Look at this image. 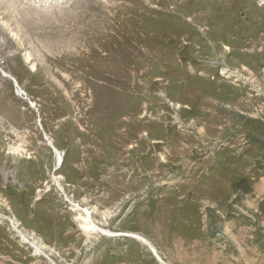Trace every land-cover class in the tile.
<instances>
[{"label":"rangeland","instance_id":"374dc122","mask_svg":"<svg viewBox=\"0 0 264 264\" xmlns=\"http://www.w3.org/2000/svg\"><path fill=\"white\" fill-rule=\"evenodd\" d=\"M53 1L0 0V264H264V0Z\"/></svg>","mask_w":264,"mask_h":264},{"label":"bare ground","instance_id":"6f19581e","mask_svg":"<svg viewBox=\"0 0 264 264\" xmlns=\"http://www.w3.org/2000/svg\"><path fill=\"white\" fill-rule=\"evenodd\" d=\"M47 1V0H46ZM52 1V0H51ZM55 1V0H54ZM53 1V2H54ZM27 2H29V1H27ZM31 2V1H30ZM37 2H39V1H37ZM34 5V4H33ZM57 5V4H56ZM51 6V5H50ZM52 6H54L55 7V5H52ZM26 7V6H25ZM30 7V6H29ZM41 7V6H40ZM46 9H48V11H49V8H46ZM51 9V8H50ZM72 9V8H71ZM44 10V9H43ZM38 11V10H37ZM72 11H74V10H71V12L70 13H72ZM38 13V12H37ZM114 13V12H113ZM38 19V18H37ZM17 34V33H16ZM200 39V38H199ZM196 42V41H195ZM170 48V47H169ZM25 59L26 60H28L29 59V56L27 55V56H25ZM25 60V61H26ZM33 66V65H32ZM32 66H31V68H32ZM34 69V67L32 68V70ZM223 70H225V69H223ZM4 76V75H3ZM64 88V87H63ZM32 104V103H31ZM42 125V124H41ZM42 127V126H41ZM44 136V139H45V137H46V139H45V141H46V143H47V145H49L51 148H52V150L54 151V153H55V157H56V161L58 162V164H62V162H63V156H62V153L55 147V145L53 144V142H52V140H50V138L46 135V134H43ZM56 168H58V165H57V167ZM60 177V176H59ZM56 183V182H55ZM57 183H58V185L60 186V183H59V180H57ZM61 187V186H60ZM76 209H80V210H82V216H81V219L84 221V223L83 224H81V226L83 227V229L84 230H91V231H97V232H99V233H102L103 235H106V236H115V235H123V236H128V237H131V238H134V239H137V240H139V241H141V242H143V243H145L147 246H148V248H149V250L151 251V253L154 255V256H156L157 257V259H159L158 258V256H157V254H156V250L154 249V247H152L151 245H150V243L144 238V239H142L143 237H139V235H136L135 233H122V232H119V233H114V232H112V231H110V230H108V229H105V228H102V227H100V226H98V225H96L93 221H92V219H91V215H90V211H88L87 209H82V208H80L77 204H76V206H74ZM78 218H80V217H78ZM18 231V230H17ZM19 232V231H18ZM21 235V237H22V239H26L25 238V236L23 235V234H20ZM37 244V243H36ZM34 245L33 243H32V245H34V252L36 253V254H42V255H44L45 257H47L48 258V255H46V254H44L45 252H43L44 250H43V248L41 247V246H39V245ZM50 258V257H49ZM160 260V259H159ZM51 261V260H50ZM51 264H55V262L54 261H51Z\"/></svg>","mask_w":264,"mask_h":264},{"label":"crops","instance_id":"0c3cea01","mask_svg":"<svg viewBox=\"0 0 264 264\" xmlns=\"http://www.w3.org/2000/svg\"><path fill=\"white\" fill-rule=\"evenodd\" d=\"M197 100H192V102H191V105L194 103V102H196ZM186 102V101H185ZM193 106V105H192ZM203 106V103H202V101L201 100H199L198 101V108L197 109H195L196 110V112H195V114H199L198 112L200 111V113H202L203 114V110L201 109V107ZM206 109V108H205ZM206 111V110H205ZM211 112H213V111H211ZM212 115V114H211ZM206 118L204 115H202V118ZM203 123H204V121H202ZM201 129L203 130L204 129V126H201ZM205 131V130H204ZM169 133V132H168ZM170 134V133H169ZM168 134V135H169ZM168 135L167 136H164L163 137V139H165L166 140V142H168V146H170V147H173L174 146V144L179 148L180 147V145H179V142L180 141H182V143H185L184 142V140H183V138H182V136H181V133L180 132H175V133H171L170 134V137L168 138ZM158 142H160V143H163L164 141L163 140H158ZM190 144L191 143H185V144H183V149H187V152H189V154H190ZM181 149V148H180ZM174 157V156H173ZM174 158H176V157H174ZM167 159H169L168 157H167ZM236 161V160H235ZM217 170H219V168H215L213 171H216L217 172ZM213 171H210V174L212 173V174H215ZM217 179V177H215L214 178V181ZM259 184H261V182H259ZM176 232V231H175ZM172 233H174V232H172ZM176 234V233H175ZM169 235L172 237V235H171V233H169ZM176 235H178V234H176ZM194 240V239H193ZM186 245H187V243H186ZM189 243H188V247H189ZM190 249H192V247H190Z\"/></svg>","mask_w":264,"mask_h":264},{"label":"built area","instance_id":"2783aa9c","mask_svg":"<svg viewBox=\"0 0 264 264\" xmlns=\"http://www.w3.org/2000/svg\"><path fill=\"white\" fill-rule=\"evenodd\" d=\"M14 85L16 86L15 82H14ZM178 107H179V105H178Z\"/></svg>","mask_w":264,"mask_h":264},{"label":"water","instance_id":"95a60500","mask_svg":"<svg viewBox=\"0 0 264 264\" xmlns=\"http://www.w3.org/2000/svg\"><path fill=\"white\" fill-rule=\"evenodd\" d=\"M45 139H46V137H45ZM13 226V225H12ZM14 228V227H13Z\"/></svg>","mask_w":264,"mask_h":264}]
</instances>
